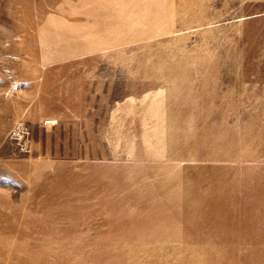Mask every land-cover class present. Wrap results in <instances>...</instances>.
Listing matches in <instances>:
<instances>
[{
    "label": "rangeland",
    "instance_id": "374dc122",
    "mask_svg": "<svg viewBox=\"0 0 264 264\" xmlns=\"http://www.w3.org/2000/svg\"><path fill=\"white\" fill-rule=\"evenodd\" d=\"M0 264H264V0H0Z\"/></svg>",
    "mask_w": 264,
    "mask_h": 264
}]
</instances>
